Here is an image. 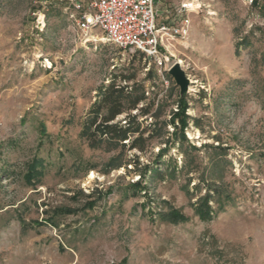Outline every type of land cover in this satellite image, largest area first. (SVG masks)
<instances>
[{"label":"rangeland","instance_id":"374dc122","mask_svg":"<svg viewBox=\"0 0 264 264\" xmlns=\"http://www.w3.org/2000/svg\"><path fill=\"white\" fill-rule=\"evenodd\" d=\"M204 4L188 37L165 50V68L178 63L190 81L185 136L195 150L153 141L127 154L137 168L103 174L109 154L79 138L97 88L130 67L148 97L152 85L159 99L179 88L139 53L99 34L85 43L63 2L0 0V264H264V12L244 0ZM149 69L157 80H146ZM35 160L42 175L30 183ZM144 166L146 191L130 195ZM217 186L231 200L200 220L193 205ZM168 205L188 220L160 221Z\"/></svg>","mask_w":264,"mask_h":264},{"label":"trees","instance_id":"16d2710c","mask_svg":"<svg viewBox=\"0 0 264 264\" xmlns=\"http://www.w3.org/2000/svg\"><path fill=\"white\" fill-rule=\"evenodd\" d=\"M239 45L247 46L248 42L244 39ZM140 55L143 57L142 54ZM136 71L137 69L134 67L125 70V73L119 70L111 75L106 84H101L97 88L95 101L87 111L79 131V138L86 144L88 149L109 154V158L102 166L103 174H108L120 168L127 169L128 165L137 168L139 166L138 157L133 156V159L127 160V154L131 151L143 154L153 141L166 138L165 143L167 144L170 142L173 144L178 143V150L186 156V151H183L185 143H187L188 149L195 150L194 146L188 144L185 136V129L188 124V115H186L188 105L185 95L176 94L174 96V89L171 88L165 90L161 99H159V88L156 87L157 89L154 90L155 87L152 85L153 91L151 96L148 97L144 80L136 81ZM164 76L167 81L171 80L167 73H164ZM157 78L156 73L149 69L146 80L154 81ZM170 100H173L172 103L175 104L176 108L174 110L169 109L168 115L170 118L167 121L163 117ZM119 116L124 117L117 120ZM147 118L151 119L150 123H146ZM168 125L174 126L171 134L166 131ZM168 150L169 145L160 149L157 154L158 160L167 155ZM169 165L170 159L163 164V171H168V168H171L172 173H169V176L173 177L176 165L173 164L172 167ZM146 168L144 166V172L140 174L139 180L130 185L129 188L133 190L130 195L146 191V187L142 185L147 173ZM153 172L158 175L161 171L156 167ZM41 175L42 162L35 160L28 167L27 182L31 183L34 179L38 180ZM211 200L216 204V208L209 205ZM230 200V195L217 186L207 190L203 196L199 197L193 205V210L200 220L208 221L218 212H221ZM156 217L162 222L174 225L188 220L185 215L169 205L165 212L158 211Z\"/></svg>","mask_w":264,"mask_h":264},{"label":"built area","instance_id":"2783aa9c","mask_svg":"<svg viewBox=\"0 0 264 264\" xmlns=\"http://www.w3.org/2000/svg\"><path fill=\"white\" fill-rule=\"evenodd\" d=\"M69 24L84 42L101 39L126 52H136L152 62L158 73L165 68L167 45L185 40L192 20L205 10L206 0H58ZM264 12V0H244ZM43 30L45 16L35 15Z\"/></svg>","mask_w":264,"mask_h":264},{"label":"water","instance_id":"95a60500","mask_svg":"<svg viewBox=\"0 0 264 264\" xmlns=\"http://www.w3.org/2000/svg\"><path fill=\"white\" fill-rule=\"evenodd\" d=\"M167 74L169 77L172 78L175 83V86L179 88V94L181 96L185 95L188 92L190 81L187 79L180 65L178 63L173 64L167 71Z\"/></svg>","mask_w":264,"mask_h":264},{"label":"bare ground","instance_id":"6f19581e","mask_svg":"<svg viewBox=\"0 0 264 264\" xmlns=\"http://www.w3.org/2000/svg\"><path fill=\"white\" fill-rule=\"evenodd\" d=\"M92 178H93V174H90L89 179H92Z\"/></svg>","mask_w":264,"mask_h":264}]
</instances>
